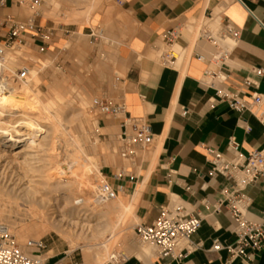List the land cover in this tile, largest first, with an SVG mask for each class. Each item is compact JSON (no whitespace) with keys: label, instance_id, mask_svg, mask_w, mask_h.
I'll list each match as a JSON object with an SVG mask.
<instances>
[{"label":"crops","instance_id":"1","mask_svg":"<svg viewBox=\"0 0 264 264\" xmlns=\"http://www.w3.org/2000/svg\"><path fill=\"white\" fill-rule=\"evenodd\" d=\"M30 3L5 0L0 6V42L5 40L9 20L25 21L26 4L30 9L37 5L31 8ZM118 6L120 18L110 19L107 29L100 31L116 46L115 67L121 74L118 96L107 97L123 101L130 117L145 119L150 124L153 142L133 159H116L102 174L117 190V197L126 204L133 203L134 219L138 223L156 219L160 209L172 201L179 202L186 213L202 217L200 228L193 236L201 247L184 258L183 264H226L227 250L214 251L211 245L214 238L222 245L235 241L225 206L216 209L230 191L232 178L211 174V157L206 147L229 159L233 156L228 148L230 138L235 139L239 150L246 155L264 148V117H258L264 113V0H122ZM33 15L37 29L54 34L44 12L34 9L30 18ZM216 17L240 31L236 46L221 65L211 60L215 49L198 40L195 32L199 22ZM94 21L95 17H91L86 24ZM172 28L179 29L175 45L181 56L172 66H166L160 63L159 56L166 48L163 35ZM89 30L93 32L90 27ZM32 34L28 32L26 39L40 52L45 51L49 46L47 40L41 39L39 33L32 38ZM196 54L204 55L205 61ZM30 60L41 69L45 66L32 55ZM257 67L262 68L261 75L255 72ZM208 69L218 71L224 79H211L206 75ZM246 78L251 81L248 86L242 85ZM221 89L247 99L260 94L262 103L256 112L239 114L230 108L227 100L218 98L217 91ZM120 120L101 116L98 125L116 135ZM119 171L121 177H113ZM243 193L248 198V215L260 217L264 211V194L259 185H248ZM129 250L122 264H179L170 257L158 256L147 245L140 246L138 251L136 246ZM254 258L257 264H264V249ZM55 262L78 261L67 256L49 260V264ZM231 264L243 263L234 259Z\"/></svg>","mask_w":264,"mask_h":264},{"label":"rangeland","instance_id":"2","mask_svg":"<svg viewBox=\"0 0 264 264\" xmlns=\"http://www.w3.org/2000/svg\"><path fill=\"white\" fill-rule=\"evenodd\" d=\"M37 1L38 4L34 6V9H37L39 13L44 12L47 16L45 20L48 21V26H53L54 28V34L47 40L49 43L48 48L40 52L38 47L34 46L30 39H26V41H23L21 44H16L20 48V54H18L16 61L12 64V69H4V72H0V74L3 76H13L17 69L24 65H29V67L38 70L37 76L41 78H37L39 83L34 79V81H31L30 87L33 90L40 91L46 96L49 93V96H51V93L54 92L63 91L64 93H68V96L71 97V106L68 105L63 108L60 111V116L69 124L72 123L73 126L81 121L83 123V120H85L83 123V130L79 132L81 141H79V145L83 149L86 148L84 152L90 157V161H93V177H95V183L99 185L103 180L104 175L102 173L105 167L113 164L116 159L121 158L118 154V141L116 139L118 134L112 135V132L104 130L101 126L99 127V131H96L97 127L94 122L97 121L98 123L100 117L103 115H100L92 108L93 98L101 96L116 97L119 93L120 83L118 80L121 74L115 67L116 46L113 41H110L106 34H100V31H102V29H107L110 19L120 18V8L115 0L99 1L95 4L92 12L88 7L92 6L94 0ZM26 2L30 3V0H26ZM26 6L25 19H28L31 10L33 11L34 9H30L27 4ZM86 7L87 10L89 9L90 11H85L83 14H76V12L83 9L86 10ZM71 12L74 14V17L72 16L68 21L61 20L64 17L63 15ZM91 17H95V21L91 24H86L85 22H88ZM89 27L92 28L95 36L89 35L91 33ZM196 29L197 25L195 26V32ZM79 32L81 34H79ZM22 44H24V46ZM16 45H13V47ZM10 50L11 48H6L5 60L3 59V62L10 57ZM31 55L36 59L42 60L45 66L42 69L39 66L37 67L36 64L30 60ZM40 65L43 66L41 61ZM57 89L61 90L58 91ZM41 121L45 124L50 123L49 125H52L49 126L46 124L48 127L45 125V128H41V125H39L36 129H32V131L31 128L30 130L28 129L30 132L27 136H24V138H26L25 141L5 150V160H3L4 162L0 161V177L1 175L3 177H12L13 180H16L17 177H34V179H39V177H51V180L48 179L49 181L44 180V182H46L45 185H38V180L34 182L37 184V189L45 191L41 192L40 198H36L38 204H40L39 200L41 197L42 199L44 198V200L46 198L51 200L48 203V206L49 204L50 206L46 207L47 217H49L50 221L60 218L58 215L59 212L52 213L53 210L57 211L58 209H64L68 206L70 208L71 206H77L79 209L89 213V219L77 217H73L72 219L79 220L81 223H88L90 226L87 228L74 227L75 231H73V236L76 239V246H71L68 240L55 231H50L48 233L39 231L38 235L37 233H33L32 236L27 237V243L30 240L43 242L45 248L41 254L48 264L49 260L61 259L66 256L82 264H95L92 252L89 251L87 246L94 244V242H98V244L103 242L104 244L106 243L105 245L108 247V252L116 251L128 255L130 253L129 249L133 246H136L138 251L142 245L134 233V226L138 223V221L132 217L134 212L133 214H124L125 212L121 210L122 207L119 208L113 201L114 199L106 201L107 203L99 202L98 205L97 203L95 205L93 201L90 202L84 197L85 195H87L86 197L89 195V199H96L95 194L91 195L90 190L84 188L86 186L82 188L81 192L77 193L80 196L69 194V191H66L68 187H66L67 184L62 181L63 179H69L71 181L72 178H83L84 176L81 170L76 168V164H73V161L67 164L68 159H70L69 161L73 159L72 154L74 149L71 144L65 142V138L61 136L60 133H57L58 131L55 129V125H53L54 120L46 119L44 121L42 119ZM54 130H56L55 132L57 134ZM23 143H28V151L12 156L13 152L18 150L17 148H20ZM25 155L27 156L26 162H24ZM28 157H30L29 161ZM64 160L67 161V163L64 162ZM5 162L8 163L6 164ZM55 177H59L60 180H57ZM13 180L9 184L10 187L13 186ZM20 186H23V184ZM3 193L1 192L0 202L4 201L2 205L4 210L9 209L8 213H6L7 211L5 212L9 215L5 216L8 217L5 218V220L6 223L9 224V220L12 221L21 217L20 213L23 212V209L21 207L18 208L15 204H10L11 206L6 205L7 202L5 203L4 199L6 196L4 195L3 197ZM64 198L65 200H63ZM30 199L32 198L26 196L22 200H19V202L23 200L29 201ZM102 204L103 206H100ZM7 219L9 220L7 221ZM117 219L118 223L116 224L115 222ZM61 222L65 224L64 226L66 227L68 224L67 216H64ZM120 222H122V224ZM69 226L71 225L69 224ZM11 231L15 242L25 249V246H22L21 242L16 238L13 228H11ZM93 248V250L96 251L95 246H93ZM101 258L99 264H104L107 261V253L103 252Z\"/></svg>","mask_w":264,"mask_h":264},{"label":"built area","instance_id":"3","mask_svg":"<svg viewBox=\"0 0 264 264\" xmlns=\"http://www.w3.org/2000/svg\"><path fill=\"white\" fill-rule=\"evenodd\" d=\"M115 2L121 4L122 0H115ZM4 4L5 0H0V6ZM35 4H38V1L32 0L30 7L32 8ZM28 32L33 33L32 38L39 33L43 40H48L52 35L50 30L40 31L34 26V15L25 21L9 20L5 40L0 42V61L4 58L6 48H12L13 45L26 41ZM178 33L179 29L172 28L163 35L166 48L159 56L162 65L172 66L177 60L176 53L180 49L175 45V39ZM91 35L95 36L93 32ZM239 35V29L229 22L222 21L219 17L202 20L196 29V38L209 43L215 49L211 60L217 65L223 64L228 59L232 49L236 46ZM40 49L42 50V48ZM196 57L205 61L202 54H196ZM254 70L258 75L263 72L260 67ZM28 74L29 65H24L17 69L13 76H3L2 74L0 76L1 78L5 77V80L24 81ZM206 75L211 79H224L223 75L212 69H208ZM250 84L251 81L246 78L242 85L248 86ZM217 96L220 100H227L230 108L239 114L245 111L256 112L257 107L262 103L260 94H253L247 99L237 93L221 89L217 91ZM92 108L100 115L121 119L120 130L116 138L118 154L121 158L133 159L137 157L139 151L153 142L150 124L142 117H130L123 101H114L107 96L95 97L92 100ZM258 117H264V113H259ZM245 130L248 131L249 127L246 126ZM228 148L233 154L230 159L211 148L206 147V150L211 157V174H220L232 178L230 191H227L225 198L217 203L216 209L222 205L225 206L231 219L235 241L228 245H222L217 238H214L211 249L214 251L226 249L229 253L226 264H231L234 259H240L243 264H257L254 256L264 249V211L258 218H251L248 215L246 210L248 198L243 193V189L248 185L258 184L264 194V148L253 150L246 155L239 150V145L234 138L229 139ZM121 175L122 171H119L113 177H121ZM95 197L99 202H106L117 197V190L107 181L105 176L98 185ZM201 222L202 217L200 215L186 213L179 202L172 201L160 209L156 219L149 223H137L134 226V233L140 242L154 247L158 256L170 257L179 264H183L184 258L201 247L200 242L193 240ZM44 248L43 242L33 240L25 245V249L20 247L15 242L8 226L0 222V264H48L41 254ZM125 258L124 253L115 251L104 264H122ZM53 264L60 263L55 262ZM73 264L81 263L75 262Z\"/></svg>","mask_w":264,"mask_h":264},{"label":"bare ground","instance_id":"4","mask_svg":"<svg viewBox=\"0 0 264 264\" xmlns=\"http://www.w3.org/2000/svg\"><path fill=\"white\" fill-rule=\"evenodd\" d=\"M99 1H101V0H94L92 3V6H90V7H88L89 4L87 5V7L90 8L91 12H92V9L95 7V4H97ZM87 7H86V10L83 9L79 12H76V14H83V13H85V11H90L89 9L87 10ZM63 16L64 17L61 20L67 21V20H70L72 16L74 17V14L71 12V13H68V14L63 15ZM85 23H88V22H85ZM18 54H20V48L15 46L10 57L5 62H3V60L0 61V72H4L3 71L4 69H8V70L12 69V67H13L12 64L16 61ZM176 55L178 58H180L181 52L178 51L176 53ZM4 57H5V55H4ZM37 75H38V72H36L34 69L29 67L28 77L24 81L5 80L4 77H2L3 79L0 78V161L5 160V150H8L9 148L13 147L14 145L19 144V143L26 140V138H24V136H27L28 133L30 132V131H28V129L30 130V128H31V131H32V129H36L37 126H39V125H41V128H45V125L48 123L45 124L43 121H41L42 119L44 121L46 119L54 120L53 125H55V127H56L55 129H57V131H58L57 133H60L61 136H63L65 138V142H67L68 144H71L73 146V149H74V152L72 154L73 159L71 161H69L70 159H68V163L65 160H64V162L69 164V162L71 163L73 161V164L74 163L76 164V166H77L76 168L81 170V172L84 176L83 178L82 177L81 178L77 177L75 179L72 178L71 181L69 179H65V180L63 179L62 181L67 184L66 187H68V190H66L65 188H63V189H65L67 192L69 191L68 192L69 194H72V195L76 194L77 196H80L77 193L81 192L82 188L84 186H86L84 188H88L90 190L91 195L92 194L94 195L96 193L98 185L95 183L96 182L95 177H93V169H94L92 167L93 161L91 162L90 157L84 152V149H86V148L83 149L79 145V141H80L79 132L80 131L82 132L83 123L85 120H83V123L81 121L78 124H74V126L72 123L69 124L66 120H64L60 116L61 115L60 111L63 108L70 105V103H71L70 98L71 97L68 96V93H66V92L64 93L63 91L51 93L52 94L51 96H49L50 93L48 92L49 94H47V96H46L45 94L43 95L40 91L33 90L30 87V83L33 79L37 80V78L39 77ZM37 82H38V80H37ZM59 84H61V83H59ZM60 90H58V91H60ZM78 103L82 104L80 102H78ZM82 105H84V104H82ZM73 107H74V105H73ZM49 122H50V120H49ZM94 124H96V127H97L96 131H99L100 126L98 125L97 121L94 122ZM51 125H49V126H51ZM55 131L56 130H54V132ZM27 147H28V143H23L20 148L16 147L18 150L14 151L13 155L12 154L11 155L14 156V155L24 153L25 151H28ZM26 155H28V154H26ZM29 158L30 157H28V161H29ZM26 159H27V156L25 157L24 162H26ZM5 163L7 164L8 162H5ZM61 172H63V171H61ZM50 178L51 177H39V179H37V178L34 179V177H17L16 180H13L12 177H3L2 175L0 177V196H1V192L2 193L4 192L3 197H4V195L6 196L4 198L5 203L7 202L6 205L11 206L10 204H15L18 208L21 207L23 209V212L20 213L21 217H18L12 221L7 219V221L9 220V224H8V223H6V220H5V218H8V217H5V216L7 215L6 213H8L9 209L4 210V208L2 207V205L4 204V201L0 202V222L6 224L9 228L10 232H12L11 228H13L15 236L21 242L22 246H25L27 244V241H28L27 237L32 236L33 233H37V235H38L39 231H44L45 233H48L50 231H55L57 234H59L60 236H62L66 240H68V242L71 244V246H76V239L73 236V231H75L74 227L78 226V228L79 227L80 228H84V227L87 228L88 226H90V224H88V223H81V221H79V220H73L72 219L73 217H77V218H81V219H89V213H86V211L79 209L77 206H71V208H70L69 206L67 207V205H66L67 208H64V209L61 208V209H58L57 211L53 210L52 213L53 212L54 213L59 212L58 215L60 216V218L57 220L52 219L53 221L52 220L50 221L49 217H47L46 207L48 206V203L51 200L49 198H46L45 199L46 201H45L44 198L42 199V197H41V199L39 200L40 204H38V201L36 198L37 197L40 198L41 192H45V191H42V190L40 191L39 189H37V184L34 183L35 181L38 180V185H42V184L45 185L46 182H44V180L49 181V180H51ZM56 179L60 180L59 177H57ZM12 180L14 181L13 186L10 187L9 184L11 183ZM21 184H23V186H20ZM26 196H29L32 199H30L29 201H25V200H27V199H25V200L19 202V200H22ZM86 196L87 195L84 196L86 200H88L90 202L93 201V203L95 205H96V203L98 205L99 201L97 199H91L90 198L91 199L90 200L88 198L89 195H88V197H86ZM63 200H65V198ZM113 201L119 206V208L122 207L121 210L123 212H125L124 214H127V213L133 214V212H134L133 203L130 202V204H126L119 197L114 198ZM104 205H105V203H104ZM49 206H50V204H49ZM100 206H103V204ZM83 208H84V206H83ZM122 211H121V213H122ZM49 212H50V210H49ZM50 215H51V213H50ZM7 216H9V215H7ZM64 216H67V221H68V224L66 222V224H67L66 227L64 226L65 224H63L61 222L63 220ZM121 217H123V216H121ZM121 217H119V218H121ZM132 217H134V215ZM129 218H131V217H129ZM118 219L115 222L116 224L118 223ZM64 220H65V218H64ZM10 221H11V224H10ZM120 223L122 224V222H120ZM69 224L71 226H69ZM119 227H121V226H119ZM97 231H99V230H97ZM142 243L143 242H141V245L143 247H146V245L152 247L149 244H146V243L142 244ZM105 244H104V242L100 243V244H98V242L97 243L94 242V244L87 245L89 251L92 252L95 264L100 263V259L103 258V257L101 258V254L103 252L107 253V259H109V257L111 256L112 252H108V249H107L108 247H106ZM93 246H95L96 251L93 250L94 249ZM152 248H154V247H152Z\"/></svg>","mask_w":264,"mask_h":264}]
</instances>
